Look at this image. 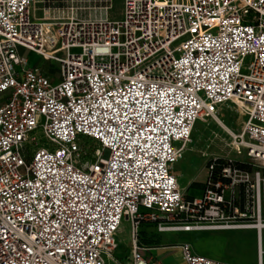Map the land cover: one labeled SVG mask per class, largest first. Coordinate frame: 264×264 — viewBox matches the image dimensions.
<instances>
[{
  "label": "built area",
  "instance_id": "1",
  "mask_svg": "<svg viewBox=\"0 0 264 264\" xmlns=\"http://www.w3.org/2000/svg\"><path fill=\"white\" fill-rule=\"evenodd\" d=\"M36 1L0 0V264H107L124 219L132 256L118 264H162L143 254V223L256 229L264 264V0H124L122 20L113 0L43 19ZM228 104L254 169L213 158L203 196L186 197L174 165Z\"/></svg>",
  "mask_w": 264,
  "mask_h": 264
},
{
  "label": "rangeland",
  "instance_id": "2",
  "mask_svg": "<svg viewBox=\"0 0 264 264\" xmlns=\"http://www.w3.org/2000/svg\"><path fill=\"white\" fill-rule=\"evenodd\" d=\"M99 0H37L31 11L37 18L67 17L74 11L97 15ZM124 0H113L109 17L113 20L124 18ZM105 16V14L103 15ZM31 62L37 63L46 70L59 69V64L44 61L35 53H28ZM219 122L214 118L198 120L193 128L191 141L187 144L183 156L175 163L174 170L178 183L186 197L201 198L205 190L207 165L213 158L223 157L237 162H251L243 153H237L233 145L232 133H240L246 119L235 104H228L221 111ZM41 138L42 131L37 132ZM90 144L95 145L94 142ZM231 193H227L229 198ZM245 196L240 194L237 201L243 204ZM132 222L124 219L117 233L118 247L114 257H107V264H118L124 260L129 263L132 256ZM191 240L201 253L209 258L238 264H258L256 229H230L190 233Z\"/></svg>",
  "mask_w": 264,
  "mask_h": 264
},
{
  "label": "crops",
  "instance_id": "3",
  "mask_svg": "<svg viewBox=\"0 0 264 264\" xmlns=\"http://www.w3.org/2000/svg\"><path fill=\"white\" fill-rule=\"evenodd\" d=\"M225 108L226 106H224L223 109ZM231 229H241V228H231ZM218 230H230V229L197 228L191 230L178 229L173 231L160 232L154 224L143 223L140 227L141 246L143 247V254L146 258L151 259L153 261H158L162 264H187L183 257V251H182L183 243H190L196 253L203 255L202 254L203 252L201 253V250L198 249L195 243L191 240L190 233L218 231ZM211 258L214 259L215 257H211ZM257 260L259 264L260 258H259V248H258V235H257ZM263 262H264V256H263Z\"/></svg>",
  "mask_w": 264,
  "mask_h": 264
},
{
  "label": "trees",
  "instance_id": "4",
  "mask_svg": "<svg viewBox=\"0 0 264 264\" xmlns=\"http://www.w3.org/2000/svg\"><path fill=\"white\" fill-rule=\"evenodd\" d=\"M237 167H239L242 170H253V166L250 162H237L235 163ZM263 174H264V168H263ZM205 188H206V183H205ZM139 240H140V244H141V233L139 234Z\"/></svg>",
  "mask_w": 264,
  "mask_h": 264
}]
</instances>
